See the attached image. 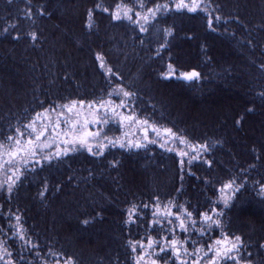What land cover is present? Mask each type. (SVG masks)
<instances>
[{"label":"trees","instance_id":"obj_1","mask_svg":"<svg viewBox=\"0 0 264 264\" xmlns=\"http://www.w3.org/2000/svg\"><path fill=\"white\" fill-rule=\"evenodd\" d=\"M98 2L114 7L120 0H31V20L22 11L27 0H14L11 6L0 0V141L37 113L47 109L53 119L62 111L57 105L108 99V92L119 86L135 93L127 108L134 110L137 119L171 128L192 145L207 142L209 151L191 165L189 158L166 151L159 143L131 151L109 147L100 157L72 152L34 170L29 163L10 199L7 184L0 189V241L13 252L16 264H42L49 250L75 256L80 264H131L127 240L143 236L146 243L149 232L155 236L147 225L159 197L162 208L174 201L197 220L201 211L210 215L213 207L223 211L225 230L240 235L253 253L251 258L262 264L264 250L257 254V249L264 243V194L257 182H264V99L260 96L264 92V0H205L213 9L212 29L204 12H176L174 0H159L172 11L146 25L144 33L126 20L112 21L103 12L96 13L89 32L84 26L86 13ZM41 5L43 16L37 13ZM217 15L219 23L214 19ZM164 27H171L174 36L157 55L159 30ZM30 32H36V41L30 39ZM97 53L120 79L105 75L95 59ZM169 64L175 74L165 78ZM193 70L200 73L199 79L179 78L181 72ZM121 98L112 100L118 104ZM109 120L103 131L120 138L123 129L118 118L110 115ZM89 127L95 131L98 126ZM54 151L55 144L41 154ZM10 174L0 170V182ZM231 179L236 181L233 187H243L226 193L230 206L213 203L220 201L219 189ZM132 204L141 206L144 221L142 227L133 225L129 231L123 221ZM143 204L149 208L143 209ZM9 210L11 224H17L15 215H19L23 234L38 249L16 236L9 226ZM85 219L90 221L87 226L82 224ZM219 235V229L213 228L200 236L190 227L186 247L192 251L195 241L196 247L207 251L206 245L212 243L209 237ZM177 236L184 239L178 229ZM206 261L204 257L201 264Z\"/></svg>","mask_w":264,"mask_h":264},{"label":"snow or ice","instance_id":"obj_2","mask_svg":"<svg viewBox=\"0 0 264 264\" xmlns=\"http://www.w3.org/2000/svg\"><path fill=\"white\" fill-rule=\"evenodd\" d=\"M8 5H12L14 0H7ZM151 4V6H149ZM43 5L37 9V13L43 16L45 13L42 10ZM174 10L176 12H182L186 10L188 13H196L197 11L204 12L208 19L209 29L213 28V17L211 15L212 6L211 2L205 3V0H174ZM26 17L31 20L34 13L31 10V0H27L25 9ZM172 11V8L167 3H160L159 0H134L132 3H127L125 0H120L114 7L105 6L102 2L96 3L92 8H89L86 13L85 28L91 32L95 25V15L97 12H103L109 16L112 21H128L130 24H134L139 27L141 33L147 32L148 27L152 21L159 20L161 14L166 15ZM216 23H219L221 17L215 16ZM34 22V21H33ZM143 22V23H141ZM226 23V21H225ZM15 28L16 25H11ZM8 28L3 29V32L7 34ZM161 36L159 47L157 48V55L160 54V50L167 48L170 44L169 37H173V29L171 27H164L159 30ZM32 41L38 39L36 32L28 33ZM13 39H19V36H14ZM143 43V41H141ZM96 61L99 62V68L105 72L107 76H116L117 79L120 77L116 72L109 66H107L104 57L97 53L95 57ZM175 74L172 64L168 65V71L165 74V78H170L171 75ZM200 73L193 70L190 72H181L179 78L186 81H193L199 79ZM108 99L103 97L95 101H85L83 99L71 100L67 104L57 105L58 108L62 109L57 114L55 123L49 122L48 124H42L38 129L36 126L37 120H49L48 110L44 113H37L36 117L23 125V128L16 127L14 134H8L5 136L3 141H0V170L7 169L11 174L6 177L4 182H0V189L4 188V183L7 184V193L9 199L13 193L17 182L20 180L23 174L22 169L27 168L28 164L33 165V169L36 165H43L45 163L51 165L53 160L61 161L72 152L86 151L89 155L94 157L103 156L105 150L109 147L124 149L131 151L133 149L139 150L146 148L147 144H154L160 142V146L165 148L166 151H173L172 148L166 147L169 142L178 141L179 144L185 145L190 148L195 155L191 156L187 163L191 165L193 160L198 159L203 153L209 151L210 145L205 142L198 145L189 144L183 136H178L172 131L171 128H159L155 125H149V122L145 120H139L134 115V110L129 111V114L117 113V108H125L129 106V102L135 95L131 90L117 86V88L108 92ZM113 96L122 97L117 104L112 100ZM261 98L264 99V92L260 94ZM87 106L89 116H83V110ZM103 109V114H101ZM55 111V109H53ZM251 111V109H249ZM67 114V115H65ZM73 114L76 118H73ZM118 116L119 123L123 125L125 121L135 122L143 126V141H133L131 139L124 140L119 137H109L106 132L103 131L104 125L110 123L109 117ZM83 119L81 120V117ZM63 123L67 127L61 131V118ZM237 124L240 120L236 121ZM90 125L98 126L97 130H90ZM52 128L50 138L43 142L42 137L48 132V128ZM151 127L152 132L157 136V140H151L148 137V128ZM25 130H27V139L24 140ZM55 144L54 152L44 153L45 149H49ZM63 145V147H61ZM215 145H212L214 147ZM39 149V153L37 151ZM253 153L256 154V159H260V154L256 148L252 149ZM179 157L183 158L189 153L186 151H179L176 153ZM39 155V158L37 156ZM7 157V159H5ZM181 169L184 167L185 161L181 159L179 161ZM211 167L210 161H205ZM249 167H254L250 165ZM246 183V181H245ZM260 183V194H264V182ZM235 179H231L228 182L222 184L219 189L221 196L220 201H214L213 203L223 202L225 208H228L229 200L226 193L231 190L233 193L240 191L243 184L237 185ZM47 185L45 183V191ZM41 196L44 192L40 193ZM156 204L152 208V219L148 222L147 229L155 231V236L150 232L145 237H141L138 240L128 239L127 247L131 250L130 255L132 257L131 264H201L204 257H207L205 264H256V261L252 259L253 253L245 247V242L240 235H236L225 230V225L221 219L224 216L223 211H217L215 207L211 208V215L207 211L199 212V220L194 218L193 212L189 211L183 205H177L174 201H169L168 204L163 205L159 203V197H156ZM140 205L132 204L125 213V219L123 223L131 231L132 226L137 227L143 226L144 215L140 211ZM143 209H148V204L142 205ZM177 208V212H173L172 209ZM11 210H9V226L16 233V236L21 241H26V244L31 249H38V245L33 243L23 234V229L19 226L20 216L15 215L16 225L11 224L12 217ZM99 215V213H97ZM215 217V219L213 218ZM90 223L88 219L82 221L84 226ZM206 226V227H205ZM197 231L200 236L205 234V231H211L213 228L219 229V238L213 239L212 243L206 245L207 251L204 247H196V242H192V251H189L186 245L188 244L189 228ZM177 229L179 232L184 234V239H180L177 236ZM171 237V238H169ZM261 250H264V243H260L257 249V254H260ZM212 255L209 256L208 253ZM203 253V255H201ZM246 253V255H245ZM36 256L39 257V251L36 252ZM195 257L194 259H192ZM50 258V259H49ZM23 254H20V260L23 261ZM42 264H80V261L72 255L67 253H61L49 250L46 257L41 258ZM0 261L3 264H16L13 256V252L5 246L4 241H0ZM119 264V261H117ZM264 264V261H262Z\"/></svg>","mask_w":264,"mask_h":264},{"label":"rangeland","instance_id":"obj_3","mask_svg":"<svg viewBox=\"0 0 264 264\" xmlns=\"http://www.w3.org/2000/svg\"><path fill=\"white\" fill-rule=\"evenodd\" d=\"M101 111L103 112V109H101ZM129 111H130L129 108H127V107H125V108H117L116 109L117 113H123L125 115L129 114ZM65 115H67V114H65ZM48 116L50 117V121L49 120H43V119L37 120L36 126H37L38 129L42 126V124H48L49 122L55 123L57 117L53 118L54 122H52L53 119L51 118L50 115H48ZM83 116H89L87 107H85L84 110H83ZM83 116L81 117V120L83 119ZM115 117H117L118 120H119L118 116H115ZM73 118H76L74 114H73ZM63 119L64 118L62 117L61 118V126H60V130L61 131H63L67 127V125H65L63 123ZM89 119H90V116H89ZM121 126H122V129H123V132H122V135H121L120 138H122L124 140L131 139L133 141H137V140L143 141V126L141 124H137L135 122H127V121H125V123L123 125H121ZM51 132H52V128L49 127L48 128V132L44 136V137L48 136V138L45 139V142L50 138ZM44 137H42L41 140ZM148 137L151 140H157L158 139L156 134L154 132H152L151 127L148 128ZM158 143L160 145V142H158ZM61 147H63V145H61ZM166 147H170L176 152H179L181 150L188 152L189 154L187 156H184V157H187V158H190L191 156L195 155V153H193L190 148L186 147L185 145L179 144L178 141H176V142H171L170 141L169 144ZM5 158L7 159V157H5Z\"/></svg>","mask_w":264,"mask_h":264}]
</instances>
